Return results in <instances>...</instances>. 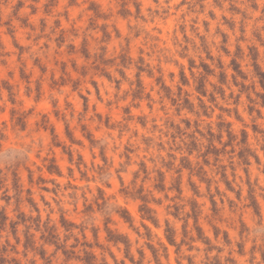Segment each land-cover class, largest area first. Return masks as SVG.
<instances>
[{
  "label": "rangeland",
  "instance_id": "obj_1",
  "mask_svg": "<svg viewBox=\"0 0 264 264\" xmlns=\"http://www.w3.org/2000/svg\"><path fill=\"white\" fill-rule=\"evenodd\" d=\"M0 264H264V0H0Z\"/></svg>",
  "mask_w": 264,
  "mask_h": 264
}]
</instances>
